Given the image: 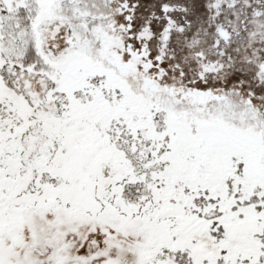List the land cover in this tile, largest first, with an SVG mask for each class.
I'll return each mask as SVG.
<instances>
[{"label":"snow or ice","instance_id":"obj_1","mask_svg":"<svg viewBox=\"0 0 264 264\" xmlns=\"http://www.w3.org/2000/svg\"><path fill=\"white\" fill-rule=\"evenodd\" d=\"M0 264H264V0H0Z\"/></svg>","mask_w":264,"mask_h":264}]
</instances>
